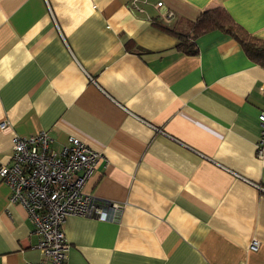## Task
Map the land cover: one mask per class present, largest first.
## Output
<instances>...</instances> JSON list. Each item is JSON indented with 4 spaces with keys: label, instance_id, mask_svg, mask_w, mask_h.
<instances>
[{
    "label": "crops",
    "instance_id": "0c3cea01",
    "mask_svg": "<svg viewBox=\"0 0 264 264\" xmlns=\"http://www.w3.org/2000/svg\"><path fill=\"white\" fill-rule=\"evenodd\" d=\"M133 1L0 0V166L41 132L101 154L82 192L120 211L68 216L67 264H264V69L220 30L179 47L211 8L264 41V0ZM9 193L0 180V264H36Z\"/></svg>",
    "mask_w": 264,
    "mask_h": 264
},
{
    "label": "built area",
    "instance_id": "2783aa9c",
    "mask_svg": "<svg viewBox=\"0 0 264 264\" xmlns=\"http://www.w3.org/2000/svg\"><path fill=\"white\" fill-rule=\"evenodd\" d=\"M137 2L133 1L134 4ZM156 7H161V3ZM172 18V12L161 14L165 22ZM258 120L260 139L256 154L262 157L264 112ZM0 131L8 134L12 130L1 123ZM100 159L101 154L73 137L56 150L44 132L28 137L12 136L11 164L0 166V180L9 188V204L19 205L27 212L32 234L37 237V248L42 254L41 261L36 264H67L68 244L62 225L68 216L93 217L109 222L116 218L119 205L98 204L93 197L82 192ZM256 188L264 193V189ZM257 249L258 244L253 241L249 250L256 252Z\"/></svg>",
    "mask_w": 264,
    "mask_h": 264
},
{
    "label": "trees",
    "instance_id": "16d2710c",
    "mask_svg": "<svg viewBox=\"0 0 264 264\" xmlns=\"http://www.w3.org/2000/svg\"><path fill=\"white\" fill-rule=\"evenodd\" d=\"M220 30L232 36L241 46L247 58L264 69V41L250 37L236 26L221 8L205 10L190 28L189 33L181 35L179 47L187 55H195V39L204 33Z\"/></svg>",
    "mask_w": 264,
    "mask_h": 264
}]
</instances>
